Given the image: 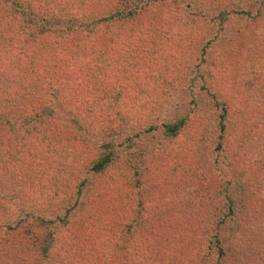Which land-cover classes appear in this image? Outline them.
Returning <instances> with one entry per match:
<instances>
[{
  "label": "trees",
  "instance_id": "trees-1",
  "mask_svg": "<svg viewBox=\"0 0 264 264\" xmlns=\"http://www.w3.org/2000/svg\"><path fill=\"white\" fill-rule=\"evenodd\" d=\"M164 4V0H0V213H7L10 219L13 215L11 207L23 209L38 204L37 195L43 202L50 189L51 195L48 193L46 201L50 204L47 208L38 206L43 210L39 218L51 228L66 223L79 198L71 206L66 205L63 215L50 208H56L65 196L70 197L73 193L85 198L91 183L90 174H109V179L120 184L123 193L122 205L117 211V214H123V225L116 220L114 226L127 228L125 232L132 239L115 241L118 244L115 253L111 248L113 241H97L95 236L90 237V231L84 233L88 227L82 234H76L80 238L84 235L83 241L64 238L62 246L56 244L54 230L50 229L40 245V252L55 258L57 264H111L112 259V264H127L129 258L119 251L124 249L134 261L140 262L138 264H186L179 254L180 249L187 250L184 253L190 252L181 241V232L186 230L182 231L183 226L177 229L178 223L184 225L190 217L202 216L201 211L190 212L188 208L192 203L200 207L207 200L218 208L221 202L227 201L228 208L217 216L216 232L208 237L207 251L202 255L204 261L210 258L211 264H226L232 256L235 262L242 264H264V254L261 255L264 251H260L264 241L255 246L254 253L249 251L253 243L248 248H242L240 244L254 240L251 232L260 236L264 233V202L259 195L252 198V191L243 190L222 197V190L211 191L202 171L179 170L167 180L170 183L167 194L174 200L173 209L167 210L163 206L144 208L142 205L137 213L131 198L134 186L139 189L163 186L156 185L152 178L142 173L154 165L160 168L161 164L155 162L158 151L154 148L142 152L132 164L127 150L132 135H126L124 141H116L102 134L93 119L87 121L86 108L95 106L91 99L94 96L96 99L101 97L108 109L118 113L123 105H132L130 109L145 105L139 99L135 103L130 99L128 103L126 92L131 87V80L140 83L136 80L137 74L145 72L151 64L158 65L155 61L163 56L166 41L169 42L173 34V26L164 27L167 24L152 22ZM258 13L259 10L256 13L246 11L254 21ZM216 17L223 23L228 14L222 10ZM205 49V46L201 47L202 53ZM126 50L129 51L127 56L124 55ZM123 58L125 61L120 63ZM213 95L216 106L221 108L212 129L216 131V149L221 151L229 147L227 144L232 136L227 134L231 109L237 115L238 109H243L247 115L250 109L246 105L243 107L245 101L233 106L221 96L217 97L219 93ZM52 104L61 111H50L48 106ZM249 118L245 115L241 119L246 123ZM190 120L187 115L176 113L160 123L145 119L146 123L141 126L142 131L157 129L164 137L171 138L179 136ZM236 122L247 126L238 117ZM253 123L257 128L261 127L260 121ZM79 131H83L82 135L88 133L81 142L85 141V145L94 142L96 151L87 159L88 172L85 173L80 156L75 153L80 141L77 138ZM240 139L242 144L234 150L233 156L236 165L241 159L250 161L254 143L248 131H242ZM75 141L77 144L71 147ZM59 152L65 158L57 165ZM233 162L230 161L232 165ZM132 167L140 174L135 182L129 174ZM95 202L91 201L81 218L89 220L90 215L101 214L102 199ZM236 207H239L241 219L244 214L249 215L240 223V229L233 230L226 240L223 230L227 220L236 214ZM166 213H171L170 220ZM167 219L168 226L163 225ZM92 229L100 230L95 225ZM0 230L8 232L9 236L14 228L4 218ZM23 232H13L11 236L22 238L20 248L25 251L29 241ZM250 254H253L252 258ZM175 255L182 260L175 263ZM242 255L248 258L244 260ZM186 257L187 261L191 259L189 253Z\"/></svg>",
  "mask_w": 264,
  "mask_h": 264
},
{
  "label": "rangeland",
  "instance_id": "rangeland-1",
  "mask_svg": "<svg viewBox=\"0 0 264 264\" xmlns=\"http://www.w3.org/2000/svg\"><path fill=\"white\" fill-rule=\"evenodd\" d=\"M164 1L166 4L158 9L159 13L156 14L154 20L152 19V22L156 25L167 24L164 27L173 26V34L170 35L169 42L166 41L167 46L165 45L163 56L155 61V64L158 63V65L151 64V67L144 70L145 72L137 74L136 80L140 83H134L131 80V87L126 92L128 103H130V99L134 103L139 99L145 105L138 109H130L129 107L132 105L129 104L123 105L121 113H118L117 110L108 109L106 102H101V97L96 99L94 96L91 99H94L92 103L95 106L86 108L87 121L93 119L97 126H100L99 131H102V134L116 141H124L126 135H132V142L127 149L132 164L142 152L154 148L158 151L155 162L161 164L160 168H155L154 165L142 173L145 177L152 178L156 185L163 186L157 188L154 185H148L149 189L143 186L139 189L134 186L131 198L137 213L142 205L144 208L163 206L167 210L173 209L174 200L167 194L170 186L167 180L172 178L176 171H186L187 169L202 171L208 178L207 184L212 189L211 191L222 190V197L230 195L231 192L235 195L239 191L249 190L252 191V198L259 195L264 202V0ZM222 10L227 12L228 18L225 22L219 23L216 15ZM247 10H251L252 13L259 10L257 20L254 21L248 17ZM203 46L206 47L205 53H202L201 50ZM128 53L129 51L126 50L124 55L127 56ZM123 60L124 58L120 63ZM129 77L133 79V77ZM216 93H219L217 97L221 96L233 106L245 101L243 107L246 105L250 109L249 115L243 109H238L240 110L238 115L231 109L229 127L227 128V134H232L231 142L228 143L230 145L227 144L229 147L221 151L216 149V131L212 130L218 120V112H221L220 106H216L214 102L213 94ZM148 102L155 103L146 105ZM48 107L54 113L61 111V108L55 104ZM176 113H183L191 119L189 125L179 136L164 137L157 129L142 131L141 125L146 123L145 119L152 123H160ZM245 115L250 117L249 122H246L247 126H242L236 120L238 117L245 123L241 119ZM255 120L260 121L261 127L255 126L253 123ZM133 128L136 129L133 130ZM137 131L140 133L136 134ZM242 131H248L250 138H254V143H252L250 161L241 159L242 161L236 165L234 164L236 160L233 158L234 150L236 151L242 144L240 139ZM78 133L80 134L77 138L80 141H78V147L75 148V153L80 156L83 173H85L88 172L87 159L96 152L95 145L94 142L85 145V141L81 142V140L88 133L84 135H82L83 131ZM75 144L77 142L71 144V147H74ZM59 153L55 161L57 165L65 158L61 152ZM231 160L236 166L230 163ZM243 167L245 169H242ZM135 172V167L129 171L133 182L140 177V174ZM108 175L90 174L89 183L90 181L91 183L89 189L86 190L85 198L81 199L73 193L70 197L69 195L65 196L60 204L55 206L56 208H50L63 215L66 205L67 207L71 206L76 198H79L76 202L77 206L67 216L66 223L54 225L52 228L51 225L45 224L39 218L40 215H43L41 213L43 210L38 208V206L47 208L50 204L46 202L48 193L51 195L52 191L49 188H47L49 190H47L46 196L43 197V202L39 201L42 197L37 195L35 199L38 204H30L28 208L23 209L11 207L10 212L13 211V215L10 216V219L7 218V213H0V222L6 218L7 223L14 228L9 236L8 232L0 230V264H57L55 258L44 256L40 252V245L50 229L54 230L56 244L62 246L64 238L68 241H81V239L83 241L84 235L80 238L76 234H82L88 227L85 234L90 231V237L95 236L97 241H113L111 248L113 252L117 253L118 244L115 241H129L132 238L127 236L125 232L127 228L121 229L114 226L116 220H120L123 225L122 212L120 215L117 214L122 205L123 193L120 184L111 181ZM99 199H102L100 202L101 214L90 215L89 220L81 218L89 209L91 201L98 203ZM207 201L203 202L200 207L192 203L188 208L190 212L201 211L202 216L190 217L184 225H181V222L178 223L177 229L179 226H183L185 229L183 228L182 231L186 230V232H181V241L190 252L184 253L187 250H179V254L182 259L186 260V264L212 263L210 258L204 261L202 255L207 251L208 237L216 232L217 216L227 211L228 203L223 201L220 203L221 207L218 208L214 207V202L212 204L209 200ZM235 213L227 220V225L225 224L223 235L226 240L249 215L244 214L241 219L239 207H236ZM165 215L170 220L171 213ZM168 219L163 221V225L168 226ZM93 225L100 230L93 231ZM21 230L24 231L25 236H28L29 241L25 251V248H20L22 238L11 236L13 232L19 233ZM251 233L254 240H248L245 244L241 241L240 244L242 248H248L253 243L249 251L254 253L256 252L255 246L264 241V233L260 231L262 236L257 232ZM90 241H93V238ZM79 249L83 252L84 247ZM125 250L119 251L129 258L127 264L140 263L138 260L134 261L129 253L127 255ZM260 251L263 252L264 247ZM194 252L199 254L195 255ZM188 253L191 257L189 261L186 257ZM92 255L93 253L89 258ZM252 257L253 254H250V258ZM181 258L175 255V263L181 261ZM246 258L248 257H243L244 260ZM228 260L226 264H242V262H235L232 256ZM113 262L112 259L110 263Z\"/></svg>",
  "mask_w": 264,
  "mask_h": 264
}]
</instances>
